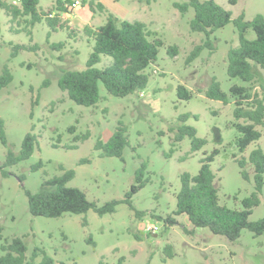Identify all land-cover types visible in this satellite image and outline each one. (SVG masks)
Segmentation results:
<instances>
[{
  "label": "rangeland",
  "instance_id": "374dc122",
  "mask_svg": "<svg viewBox=\"0 0 264 264\" xmlns=\"http://www.w3.org/2000/svg\"><path fill=\"white\" fill-rule=\"evenodd\" d=\"M17 4V0H5ZM188 0H95L105 7L95 8L91 27L102 25L109 13L114 16L124 10L126 19L139 21L164 43L156 61L144 73L147 86L141 92L118 98L106 93L99 84L100 101L84 107L69 100L57 81L64 71H79L86 67L93 40L83 33V25L75 18V10L60 15L65 26L52 32L45 20L35 24L31 36L9 30V18L0 9V76L6 66L12 81L0 89V120L3 123L6 146L0 143V165L8 151L17 154L26 134L36 137L32 155L15 166L0 170V228L3 240L22 239L26 257L38 248L54 260V264H264V233L255 236L243 230L235 242L212 234L207 228H194L185 215L175 216L178 225L166 226L157 217L165 218L175 210V195L180 188V174L195 175L200 159L218 150L210 168L215 174L219 203L232 209H242L241 200L254 191L252 179L245 181L234 160L247 158L259 147L264 151V126H258L261 137L240 153L236 146L238 132L233 124L235 99L230 95L233 85L247 87L239 79H229L226 58L238 45L233 23L210 36L212 49L205 47L189 61L195 47L204 45L205 36L190 31L193 10L180 14L174 3ZM203 1V0H201ZM235 19L243 15L250 21L257 14L264 17V0H213ZM56 0H39L44 12L53 8ZM89 14L88 10L81 14ZM117 18L122 19L121 12ZM13 28H17L15 25ZM19 28V27H18ZM49 34V37H48ZM246 38L254 39L251 30ZM32 39L30 42L29 39ZM65 42L63 48L52 44ZM37 45L34 51H14L15 45ZM168 46H176L178 54L170 57ZM111 63L101 56L95 68ZM257 81L252 92L259 91L264 80V68H256ZM215 79L228 98L227 104L206 98L205 91ZM184 86L192 92L189 100H180L176 88ZM52 102H54L52 104ZM189 114L185 122L178 117ZM127 128L128 145L122 158L102 157L95 149L99 139L106 142L117 123ZM242 122V121H240ZM190 126L196 136L206 140L199 150L191 152L190 138L174 144L179 126ZM74 127L73 133L68 128ZM174 129L170 131V129ZM75 136H87L74 141ZM75 146L67 149V146ZM42 162L41 168L31 167ZM145 164L144 187L132 198L133 210L126 204L115 212L98 216L92 210L83 215L64 214L58 218L33 217L28 212L24 190L36 193L43 180L73 170L67 186L81 190L89 201L103 205L124 199L135 183L136 171ZM246 170L252 176L250 166ZM23 181L20 182L19 178ZM264 180V174H263ZM260 203L252 209L249 220L264 218V184ZM138 212L139 214H136ZM147 225H156V233H146ZM167 246L172 256H168ZM0 254H2L0 250ZM41 255L34 264H38Z\"/></svg>",
  "mask_w": 264,
  "mask_h": 264
},
{
  "label": "trees",
  "instance_id": "16d2710c",
  "mask_svg": "<svg viewBox=\"0 0 264 264\" xmlns=\"http://www.w3.org/2000/svg\"><path fill=\"white\" fill-rule=\"evenodd\" d=\"M234 3V0H231ZM71 0H56L53 8L47 12L40 10L39 0H18L17 4L0 0V9L4 10L9 18V30L14 33L25 32L31 36V28L45 20L52 32L64 29L60 23V15L70 13ZM88 4L91 12L95 8L104 11L105 7L94 0H81V6ZM173 6L180 14H185L189 9L193 10V17L189 21L190 31L201 33L205 36L204 45L195 47L191 52L189 61L195 59L205 48H211L210 36L217 30L224 28L230 22L233 23L238 35V45L231 48L226 58V74L229 79H239L249 86L233 85L230 95L235 99L233 126L238 132L236 146L240 153L253 142L260 139L261 133L258 126H264V80L259 83V91L252 92L250 86L257 81L256 68H264V17L257 14L250 21H245L243 15L232 19L231 13L225 10L213 0H188L185 3H174ZM17 28H13V26ZM19 27V28H18ZM66 29V28H65ZM251 30L255 37L247 39L246 32ZM1 32V29H0ZM83 33L94 44L88 56L86 67L79 71H64L57 81L58 88L64 92L67 98L75 104L91 107L100 101L99 84L107 94L124 98L141 92L147 86L148 75L144 71L153 64L158 55V50L164 45L163 41L149 31L146 25L139 21L119 19L109 13L105 22L97 27L85 26ZM49 37V34H48ZM30 42L32 39H29ZM65 42L52 44L53 48H63ZM14 51H34L37 45H15ZM167 54L170 57L178 54L176 46H168ZM212 49V48H211ZM101 56L111 58V63L102 68H95L100 63ZM12 81V76L5 66L0 76V89L6 87ZM177 97L180 100H189L192 92L180 85L176 88ZM208 99L227 104L228 98L221 90L219 83L213 78L205 91ZM54 102H52L53 104ZM190 117L184 114L178 117L179 122H185ZM242 121V122H240ZM75 128H68L73 133ZM174 129H170L173 131ZM196 130L190 126H179L174 144L184 137L190 138V150L195 152L201 149L206 140L196 136ZM87 136H75L74 141L85 140ZM0 143L7 145L3 123L0 120ZM36 145V137L28 133L23 138L20 151L15 154L8 151L0 170L3 176L9 175L4 171L5 167L15 166L27 160L33 153ZM128 145L127 128L122 122H118L115 130L106 142L97 140L95 149L102 157L122 158L123 150ZM75 146H67L72 149ZM218 150L214 149L209 155L200 159V167L195 175L186 172L180 174V188L175 195V210L172 215L165 218L157 217L166 226L178 225L175 216L185 215L188 222L194 228H207L212 234L223 236L230 242H235L243 230L260 236L264 233V218L250 221L252 209L259 205V195L264 184V151L257 147L253 149L247 158L234 160L240 169L243 180L254 183V191L249 197L241 200L242 209H232L219 203L218 190L215 186V174L210 168ZM42 162L33 165V171L41 168ZM250 166L252 176L246 170ZM145 164L136 171L135 183L131 185L122 200H111L103 205H97L89 201L86 195L75 187L67 186L74 177L73 170H64L60 176H54L42 181L40 189L36 193L24 190L27 199L28 212L33 217L58 218L64 214L83 215L92 210L98 216L115 212L116 206L126 204L133 210L132 196L144 187L143 179ZM22 182L23 178L20 177ZM136 214H139L136 212ZM0 228V241L3 240ZM168 256H172L171 247L167 246ZM0 264H34L41 255L38 264H54V260L45 255L41 249H34L28 259L25 255L26 246L22 239L15 237L10 242L4 240L0 245ZM64 264V263H62Z\"/></svg>",
  "mask_w": 264,
  "mask_h": 264
},
{
  "label": "crops",
  "instance_id": "0c3cea01",
  "mask_svg": "<svg viewBox=\"0 0 264 264\" xmlns=\"http://www.w3.org/2000/svg\"><path fill=\"white\" fill-rule=\"evenodd\" d=\"M86 9L88 10L89 14L88 15L85 14V13L84 14H81V11L86 10ZM116 10L119 13L121 12V15L120 16L122 17V19H126V12L124 10L119 11L118 8H116ZM75 12H76V15L74 17L75 18H79L78 20L81 21L83 27H85V26L91 27L90 20L95 17V11L91 12L90 9H89V7H88V4H85L83 7L80 5L79 7H77V9L75 10ZM117 12H115L116 17L118 16L117 15Z\"/></svg>",
  "mask_w": 264,
  "mask_h": 264
},
{
  "label": "built area",
  "instance_id": "2783aa9c",
  "mask_svg": "<svg viewBox=\"0 0 264 264\" xmlns=\"http://www.w3.org/2000/svg\"><path fill=\"white\" fill-rule=\"evenodd\" d=\"M71 2H72V4H71L70 8H77L81 4V0H71ZM144 231L146 233H156L158 231V227L156 225H147L144 228Z\"/></svg>",
  "mask_w": 264,
  "mask_h": 264
}]
</instances>
